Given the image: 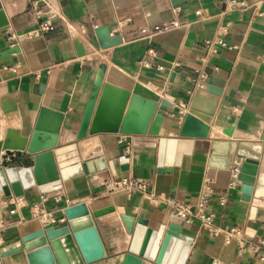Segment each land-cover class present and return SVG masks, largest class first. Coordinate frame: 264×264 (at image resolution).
Returning a JSON list of instances; mask_svg holds the SVG:
<instances>
[{
	"label": "crops",
	"instance_id": "crops-1",
	"mask_svg": "<svg viewBox=\"0 0 264 264\" xmlns=\"http://www.w3.org/2000/svg\"><path fill=\"white\" fill-rule=\"evenodd\" d=\"M36 7L42 9L40 19ZM0 11L8 20L0 28V53L18 46L25 61V68L18 54L0 61V72L24 70L0 82V141L9 126L1 107L3 97L18 94L21 135L29 138L41 109L67 114L75 93L89 92L100 67L105 70L104 84L157 102L156 115L164 118L158 135L102 133L54 149L55 154L76 151L82 165L101 159L104 167L89 175L82 170L47 193L37 186L24 188L21 202L13 191L10 197L0 193V251L46 228L66 226L71 219L66 209L83 206V216L93 217L105 251L104 257L91 261L83 254L85 264H123L133 257L140 264H153L130 254L132 234L124 217L134 224L147 219L150 228L168 225L174 221L166 199L195 211L199 196L206 192L213 227L180 224L182 233L193 239L186 264H264V195L260 193L264 150L259 154L253 149L264 144V3L256 11L234 9L227 0H0ZM44 20L54 22V31L31 37ZM171 21L178 26L152 32L156 25ZM227 25L225 39L238 49L208 54L204 41L218 38ZM101 27H110V37L121 43L102 48L96 34ZM144 29L148 35L142 33ZM209 86L221 91L214 115L191 107L196 92ZM164 100L172 107L162 105ZM191 116L207 125L205 132L187 129ZM230 130L233 136L225 133ZM163 138L193 145L178 164L175 147L162 168L171 171L159 173ZM241 146L261 158L253 187L234 180ZM221 147L225 151H218ZM11 167L33 168L34 157L16 151L5 160L4 168ZM126 177L148 180L146 193L107 192V182ZM35 205L43 216L35 214ZM109 207L115 210L94 216ZM213 229H239L242 234L229 240L224 232L213 235ZM0 264H27L26 252L6 257L0 252Z\"/></svg>",
	"mask_w": 264,
	"mask_h": 264
},
{
	"label": "water",
	"instance_id": "water-1",
	"mask_svg": "<svg viewBox=\"0 0 264 264\" xmlns=\"http://www.w3.org/2000/svg\"><path fill=\"white\" fill-rule=\"evenodd\" d=\"M8 25V20L3 11H0V28ZM102 48L106 49L121 43V39L110 37V27H101L96 31ZM18 54V59L23 68L25 61L20 47H12L8 51L0 53V61ZM104 67H100L93 84L87 92L78 90L71 102L67 114L59 113L47 108H42L37 119L31 137L21 135V119L17 109L18 94H11L1 99V107L8 119L9 126L4 140L0 141V167L4 168L5 160L13 156L16 151L27 152L34 157V166L37 165L38 156L41 154H54V149L75 143L78 140L102 133L121 135H158L163 122V116L157 113L158 103L138 95H132L126 90L104 84ZM24 73L1 71L0 82ZM221 91L213 86L206 90H198L191 107L208 115H214L219 105ZM96 101H98L96 105ZM162 105L172 107L168 101H162ZM91 108L90 112L89 109ZM87 120V121H86ZM86 122V123H85ZM228 136H233V130L225 131ZM264 143V135L262 137ZM177 148V164L182 156L192 151V141L178 140L171 142L166 138L160 141L159 173L170 172L171 169H162L169 154V145ZM260 146L259 154L264 150V144ZM3 153V155H1ZM238 158L241 160L238 181L244 185L253 187L256 183L260 156L239 147ZM13 158V157H12ZM122 163H127V158H121ZM83 172L91 174L90 163L82 165ZM123 171L127 167L122 168ZM12 189V190H11ZM13 194L19 198L24 195V190L17 184L5 185L3 192L7 197ZM249 199V195H245ZM109 207L94 213L95 217L114 211ZM86 221L75 223L70 219L69 223L60 228L49 227L36 236L25 238L23 241L2 249V257L17 252H26L27 264H61L53 242L69 236L81 253L83 252L77 241L79 231L94 228L91 215H85L78 220ZM126 218L125 222L132 234L130 254L153 264H186L193 239L182 233V225L171 222L168 225L159 224L155 228L149 227L147 219L140 218L136 224ZM77 220V221H78ZM94 264V263H88Z\"/></svg>",
	"mask_w": 264,
	"mask_h": 264
},
{
	"label": "bare ground",
	"instance_id": "bare-ground-1",
	"mask_svg": "<svg viewBox=\"0 0 264 264\" xmlns=\"http://www.w3.org/2000/svg\"><path fill=\"white\" fill-rule=\"evenodd\" d=\"M90 110L91 108L89 112ZM186 127L189 130H197L201 133L205 132L207 129L206 124L193 116L187 121ZM234 147L233 145L232 150H234ZM174 149L175 147L173 144H170L169 156L173 155ZM253 149L260 151V146H254ZM68 151V149H65L63 151H58L56 154H41L38 156L37 165L33 168L21 167L5 169L0 167V193L3 192V187L10 182L17 184L18 187L22 189L37 186L46 193L60 189L63 181L71 178V176L79 174L83 170L82 163H80L76 151L71 153ZM218 151H225V148L221 147ZM62 159L65 160L62 161ZM89 163L91 172L93 173L98 172L104 167V161L101 159H96ZM261 181L264 182V176ZM246 191L250 192L252 188L246 187ZM260 193L264 195V189L260 190ZM85 211L83 206L66 209V213L75 223H83L86 221V218L78 220L80 217H83ZM77 241L88 261L105 256L103 245L95 228L79 231L77 233ZM53 245L61 264H78L81 262V253L77 249L75 242L69 236L55 240ZM109 264L116 263L112 261ZM123 264H140V261L133 257L125 259Z\"/></svg>",
	"mask_w": 264,
	"mask_h": 264
},
{
	"label": "built area",
	"instance_id": "built-area-1",
	"mask_svg": "<svg viewBox=\"0 0 264 264\" xmlns=\"http://www.w3.org/2000/svg\"><path fill=\"white\" fill-rule=\"evenodd\" d=\"M227 2L230 4L232 8L237 9H245L252 7L256 11L260 9V6L262 3H264V0H254L251 3L246 1H238V0H227ZM35 14L39 17V19L42 17V9L39 7L35 8ZM201 12H197V16H200ZM178 26V23L176 21H171L168 23H163L161 25H156L153 27L152 32H162L167 31L171 28H175ZM55 24L51 20H44L40 21L38 24V27L30 33L31 37H37L43 34L50 33L54 31ZM143 34H149V31L144 29L142 30ZM228 35V25L225 27H222L221 34L218 38L214 40H206L203 43L204 48L208 51V54L210 55H216L220 49H238L237 46L229 45L226 41V36ZM240 174V168H236L234 170V180H238V176ZM234 184V183H233ZM150 183L148 180H138L134 178H120L115 179L111 182L106 183V189L108 193H113L119 190L126 189L130 193H146ZM210 195L206 192L202 193L199 196L198 202L196 204V210L193 211L191 207L187 204H184L182 202L177 201L176 199H166L165 203L168 204L172 210H171V219L178 224H193L195 222H199L202 227L204 228H212L213 227V215L208 213V202H209ZM17 201L21 202L22 197H19ZM35 214H40L41 216L44 215L43 210L38 206H34ZM226 233L227 238L230 240L232 237L237 236L240 237L242 232L239 229H231L228 231H222L219 229H213L212 233L215 236H218L221 233ZM243 248V247H242ZM243 251V250H242Z\"/></svg>",
	"mask_w": 264,
	"mask_h": 264
},
{
	"label": "rangeland",
	"instance_id": "rangeland-1",
	"mask_svg": "<svg viewBox=\"0 0 264 264\" xmlns=\"http://www.w3.org/2000/svg\"><path fill=\"white\" fill-rule=\"evenodd\" d=\"M12 168V167H11Z\"/></svg>",
	"mask_w": 264,
	"mask_h": 264
}]
</instances>
